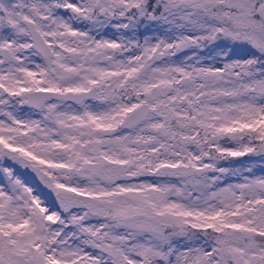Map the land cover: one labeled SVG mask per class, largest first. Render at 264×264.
Returning a JSON list of instances; mask_svg holds the SVG:
<instances>
[{
	"label": "snow or ice",
	"instance_id": "1",
	"mask_svg": "<svg viewBox=\"0 0 264 264\" xmlns=\"http://www.w3.org/2000/svg\"><path fill=\"white\" fill-rule=\"evenodd\" d=\"M0 264H264V0H0Z\"/></svg>",
	"mask_w": 264,
	"mask_h": 264
}]
</instances>
